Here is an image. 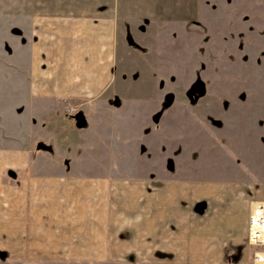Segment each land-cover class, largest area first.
Here are the masks:
<instances>
[{"label":"rangeland","instance_id":"rangeland-1","mask_svg":"<svg viewBox=\"0 0 264 264\" xmlns=\"http://www.w3.org/2000/svg\"><path fill=\"white\" fill-rule=\"evenodd\" d=\"M9 3L20 8L0 0V147L10 136L42 157L38 170L120 171L126 182L139 173L159 181L243 182L264 170V0H127L117 19L115 81L93 105L102 113L87 116L77 104L47 100L40 102L45 125L36 122L21 83H10L21 78L28 20L8 13ZM123 200L117 211L131 215L132 203L124 207ZM253 250L264 247L236 260L237 251L229 252L222 264H256ZM154 254L46 264H180ZM0 264L22 262L0 254Z\"/></svg>","mask_w":264,"mask_h":264},{"label":"crops","instance_id":"crops-1","mask_svg":"<svg viewBox=\"0 0 264 264\" xmlns=\"http://www.w3.org/2000/svg\"><path fill=\"white\" fill-rule=\"evenodd\" d=\"M15 1L20 8L9 3L7 12L28 21L21 78L10 83H21L36 122L45 125L40 102L47 100L77 104L87 116L101 114L102 108L93 105L115 81L117 19L127 0ZM14 140L5 137L0 147V254L7 259L46 264L148 259L156 252L180 264H222L233 251L236 260L254 248L245 247V241L250 213L264 203V170L243 182L159 181L149 173L126 182L120 171L83 176L38 170L42 157L31 156L23 142L13 145ZM128 195L131 215L117 211L122 198L124 207L130 203ZM256 264L264 263L257 257Z\"/></svg>","mask_w":264,"mask_h":264},{"label":"built area","instance_id":"built-area-1","mask_svg":"<svg viewBox=\"0 0 264 264\" xmlns=\"http://www.w3.org/2000/svg\"><path fill=\"white\" fill-rule=\"evenodd\" d=\"M70 113H75V108H68ZM246 242L254 248L264 247V203L256 204L250 213L248 235ZM260 252H256V260Z\"/></svg>","mask_w":264,"mask_h":264},{"label":"water","instance_id":"water-1","mask_svg":"<svg viewBox=\"0 0 264 264\" xmlns=\"http://www.w3.org/2000/svg\"><path fill=\"white\" fill-rule=\"evenodd\" d=\"M80 119H81V121L84 120V118H80ZM38 148H39V149L44 148V149H49V150H50V148L47 147V146H45L44 144H40V145L38 146Z\"/></svg>","mask_w":264,"mask_h":264}]
</instances>
